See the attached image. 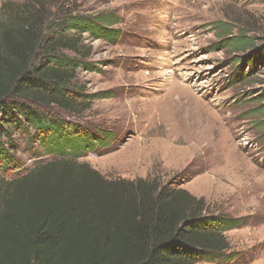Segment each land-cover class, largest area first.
<instances>
[{
	"label": "rangeland",
	"instance_id": "rangeland-1",
	"mask_svg": "<svg viewBox=\"0 0 264 264\" xmlns=\"http://www.w3.org/2000/svg\"><path fill=\"white\" fill-rule=\"evenodd\" d=\"M62 7L119 19L114 40L85 35L92 51L75 84L90 106L63 115L112 137L77 161L108 180L155 179L205 199L212 212L244 218L226 233L234 260L214 264H264V59H255L264 48V0H63ZM234 37L252 45L229 46ZM30 133L13 135L18 166L0 173L6 180L58 159Z\"/></svg>",
	"mask_w": 264,
	"mask_h": 264
},
{
	"label": "trees",
	"instance_id": "trees-1",
	"mask_svg": "<svg viewBox=\"0 0 264 264\" xmlns=\"http://www.w3.org/2000/svg\"><path fill=\"white\" fill-rule=\"evenodd\" d=\"M62 4L26 0L0 7V173L17 169L13 135H31V129L32 140L58 157L13 180L0 176V264L233 261L226 233L244 218L212 212L205 199L155 179L108 180L77 161L112 137L63 115L90 106L75 84L92 51L83 45L85 35L114 40L119 19L66 13ZM248 45L237 37L229 43ZM262 50L255 59H264Z\"/></svg>",
	"mask_w": 264,
	"mask_h": 264
}]
</instances>
